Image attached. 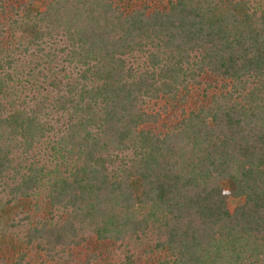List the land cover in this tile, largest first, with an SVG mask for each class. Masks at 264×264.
Returning <instances> with one entry per match:
<instances>
[{
    "label": "trees",
    "instance_id": "obj_1",
    "mask_svg": "<svg viewBox=\"0 0 264 264\" xmlns=\"http://www.w3.org/2000/svg\"><path fill=\"white\" fill-rule=\"evenodd\" d=\"M153 1L0 0V264H264V0Z\"/></svg>",
    "mask_w": 264,
    "mask_h": 264
},
{
    "label": "rangeland",
    "instance_id": "obj_2",
    "mask_svg": "<svg viewBox=\"0 0 264 264\" xmlns=\"http://www.w3.org/2000/svg\"><path fill=\"white\" fill-rule=\"evenodd\" d=\"M153 2L162 5L166 0H154ZM190 99L192 102L193 97H190ZM241 202L242 198L230 197L228 199L229 208L232 209ZM9 212L10 210L7 207H3L0 204V257H3L7 261H10L21 245L18 229L10 226L9 222L12 214ZM129 242L130 252L134 254V264H152L157 258L158 255L154 253H146V249L151 245L147 240L140 242L130 240Z\"/></svg>",
    "mask_w": 264,
    "mask_h": 264
}]
</instances>
